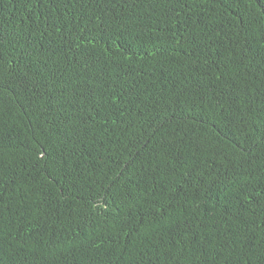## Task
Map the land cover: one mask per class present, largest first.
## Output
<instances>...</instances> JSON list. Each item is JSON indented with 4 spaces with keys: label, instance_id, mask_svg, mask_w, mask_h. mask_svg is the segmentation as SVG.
<instances>
[{
    "label": "trees",
    "instance_id": "trees-1",
    "mask_svg": "<svg viewBox=\"0 0 264 264\" xmlns=\"http://www.w3.org/2000/svg\"><path fill=\"white\" fill-rule=\"evenodd\" d=\"M0 264H264V0H0Z\"/></svg>",
    "mask_w": 264,
    "mask_h": 264
}]
</instances>
